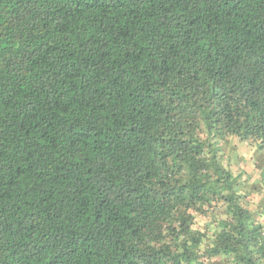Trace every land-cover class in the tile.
<instances>
[{
	"label": "trees",
	"instance_id": "obj_1",
	"mask_svg": "<svg viewBox=\"0 0 264 264\" xmlns=\"http://www.w3.org/2000/svg\"><path fill=\"white\" fill-rule=\"evenodd\" d=\"M233 137L264 0H0V264H264Z\"/></svg>",
	"mask_w": 264,
	"mask_h": 264
},
{
	"label": "rangeland",
	"instance_id": "obj_2",
	"mask_svg": "<svg viewBox=\"0 0 264 264\" xmlns=\"http://www.w3.org/2000/svg\"><path fill=\"white\" fill-rule=\"evenodd\" d=\"M224 161L233 173L243 172V176L248 179L250 193L248 195V205L256 212L260 209L264 199V193L257 183L251 189L259 177V169L264 166V152L254 149L253 146L237 138H230L228 144L223 146Z\"/></svg>",
	"mask_w": 264,
	"mask_h": 264
}]
</instances>
